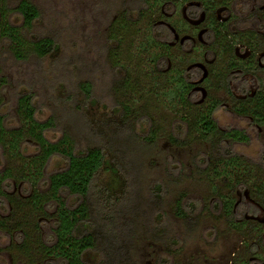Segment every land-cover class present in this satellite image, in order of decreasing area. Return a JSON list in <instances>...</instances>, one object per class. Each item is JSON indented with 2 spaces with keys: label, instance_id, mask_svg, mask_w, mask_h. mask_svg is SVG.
<instances>
[{
  "label": "rangeland",
  "instance_id": "rangeland-1",
  "mask_svg": "<svg viewBox=\"0 0 264 264\" xmlns=\"http://www.w3.org/2000/svg\"><path fill=\"white\" fill-rule=\"evenodd\" d=\"M8 1L10 8L16 6L17 0ZM29 1L37 7L39 18L26 31V37L50 38L57 48L44 58L17 62L8 51V43L0 39V117L6 126L15 127V99L20 93H30L36 119L53 120V128L44 133L47 140L55 142L65 133L74 142L77 153L90 146L103 150L106 164L95 176L85 199L89 213L87 225L96 241V248L88 252L86 261L89 264H236L246 260L247 252L239 244L245 242L244 236H248L246 245L255 238L250 233L238 235L227 229L217 197L226 189L219 176L206 178L212 167H225L215 163L219 151H210L212 157L206 162L207 148L186 131L179 120V108L166 107V99L158 91L156 97L148 98L146 113L129 118L131 113L124 118L120 105L129 104L134 112L143 103L133 91H114L124 72L112 69L107 58L108 49L113 46L108 40V30L124 11L135 17L143 8V0ZM159 7L152 8L139 24L130 27L131 33L124 36L125 48L133 49L135 43L143 42L141 30L146 22L154 24L151 33L157 41L169 40L167 30L157 24L163 21ZM168 10V6H161L162 13ZM9 17L12 24H21L16 13ZM135 28L139 30L134 34ZM137 60L147 73V54H142L140 59L130 57V72ZM122 62L127 67V62ZM165 68L166 63L161 60L157 70L164 74L163 86L172 87L166 82ZM85 83L90 87L88 99L81 91ZM195 96L198 98L195 94L193 99ZM225 109L219 107L214 114L218 128L245 126L244 120L230 118ZM151 132L155 136L148 142ZM260 146L252 138L248 145H235L232 149L233 154L244 159L257 160ZM19 152L30 157L37 153V148L29 141H22ZM6 157L7 153L0 149V177L9 168ZM62 168L61 158H51L36 189L45 193L48 176ZM0 190L6 195H0V223L7 225L0 227V264H62L55 259L45 261L36 252L34 243L37 234L41 240L50 239L55 205L48 207L47 217H28L24 219L28 227L16 230L14 223L21 214L15 217L12 211L15 204L6 197L18 202L22 198L24 202L33 188L26 181L9 179L0 184ZM105 192L112 196L108 205L101 203ZM61 197L69 208L83 202L67 192H61ZM259 255L263 252L257 250L255 256Z\"/></svg>",
  "mask_w": 264,
  "mask_h": 264
},
{
  "label": "trees",
  "instance_id": "trees-1",
  "mask_svg": "<svg viewBox=\"0 0 264 264\" xmlns=\"http://www.w3.org/2000/svg\"><path fill=\"white\" fill-rule=\"evenodd\" d=\"M8 2V0H0V39L8 43V51L12 58L17 62H25L31 58L41 59L53 53L57 47L52 39L47 37L29 39L25 35L26 31H29L33 23L39 18L37 7L29 0H17L16 6L10 8ZM143 2V8L135 14V17H130L128 12L124 11L122 15L111 22L108 30V40L113 46L109 47L107 58L112 65V69L119 73L124 72L121 82L116 83L114 86V91H133L134 95H139L136 99L141 100L143 103L140 109H133L134 112L130 111L132 109L129 104L120 105L124 111V118H128L131 113L132 115L129 118H133L135 115L140 117L146 113L148 98L150 96L156 97L157 95L155 94L158 91L166 99V107L169 109L179 108V120L183 121L185 126H188V132L193 137L197 134L195 138L205 141L217 133H213V123L208 117L209 112L198 106L191 105L185 99L186 91L179 72L172 69L167 72L168 78L165 76L166 82L169 85L172 84V87L166 88L163 86L162 76L164 74L157 70V66L166 54L167 48L164 43L157 41L152 35L153 24L150 22L144 23V29L143 31L141 30L144 38L143 42L135 43L133 49H130L129 46L127 49L123 45V43L125 44L124 36L131 33L130 27L139 24L148 11L161 6L164 0H151V4H149V0H143ZM11 13H16L19 16L20 25L16 26L10 22L9 16ZM138 30V28H135L132 33L135 34ZM150 48L153 49L152 52ZM142 54H147L148 72L145 73L143 71L141 64L138 62L139 60H137L131 71L133 72L136 69V72L134 71L132 74L129 70L130 57L135 56L140 59ZM123 60L127 62V67L125 62H122ZM1 82L5 83L6 81L1 80ZM163 89H165L164 92ZM81 91L85 98L88 99L90 97V87L87 83L83 85ZM14 111L17 124L15 127L6 126L0 117V149L7 153L8 157L6 158L9 161V168L0 177V184L11 179L16 182L26 181L33 188L31 195L24 202L22 198H18V202L6 197L10 203L15 204L14 210L12 209L15 217L17 214H21L15 220L14 228L23 231V226L27 225L28 227L27 223L26 225L24 224L26 218L47 217L48 207L55 205L52 235L48 241H44L37 234L34 239L37 248L36 252L38 251L45 261L55 259L62 264H89L85 256L88 252L95 250L96 241L87 225L89 213L85 199L88 197L95 176L106 164L105 154L97 146H90L87 150L77 153L74 142L65 133L55 142L47 140L44 137V133L53 128V120L51 118L45 121L36 119L33 94H18L15 99ZM152 130L156 133L155 129ZM154 133H148V142L153 140ZM235 136L238 137L239 134H235ZM22 141H29L35 144L37 153L30 157L23 156L19 152ZM55 156L64 161V168L49 175L46 192H40L35 186H38V183L43 178V170L48 161ZM61 192L74 195L83 202L74 208H69L64 203ZM0 195L6 196L1 190ZM102 196L101 203L108 205L112 196L106 192ZM113 196L114 199H118L114 194ZM22 208L25 209L22 210ZM0 225L2 228L7 226L3 222ZM33 227L35 231L38 230L35 223ZM47 264H50V262H47ZM236 264L245 263L241 261L236 262Z\"/></svg>",
  "mask_w": 264,
  "mask_h": 264
},
{
  "label": "flooded vegetation",
  "instance_id": "flooded-vegetation-1",
  "mask_svg": "<svg viewBox=\"0 0 264 264\" xmlns=\"http://www.w3.org/2000/svg\"><path fill=\"white\" fill-rule=\"evenodd\" d=\"M162 5L168 13H162ZM162 5L163 21L157 24L169 37L163 41L165 72H179L185 99L209 112L217 133L196 139L207 148L206 162L210 151H219L215 163L225 166L206 174L209 180L219 176L226 189L217 195L221 217L227 229L255 238L246 245L244 236L239 244L247 252L242 263L264 264V0H164ZM219 107L245 126L218 128ZM252 138L261 145L257 160L233 154V146L248 145ZM257 250L263 255L255 256Z\"/></svg>",
  "mask_w": 264,
  "mask_h": 264
}]
</instances>
